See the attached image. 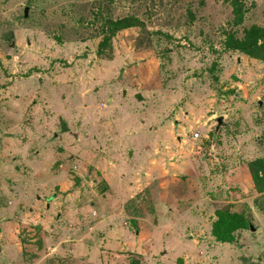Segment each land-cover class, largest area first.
I'll return each instance as SVG.
<instances>
[{
	"label": "rangeland",
	"instance_id": "374dc122",
	"mask_svg": "<svg viewBox=\"0 0 264 264\" xmlns=\"http://www.w3.org/2000/svg\"><path fill=\"white\" fill-rule=\"evenodd\" d=\"M250 24L264 0H0V264H264V61L222 46Z\"/></svg>",
	"mask_w": 264,
	"mask_h": 264
},
{
	"label": "trees",
	"instance_id": "16d2710c",
	"mask_svg": "<svg viewBox=\"0 0 264 264\" xmlns=\"http://www.w3.org/2000/svg\"><path fill=\"white\" fill-rule=\"evenodd\" d=\"M131 26L141 27L142 23L133 16L116 19L105 18L100 29L101 37L97 42L96 53L99 55L103 53L104 48L110 47V39L118 30ZM222 46L225 50H237L264 61V26L250 24L242 29L240 37L235 36L231 30L226 31ZM248 168L253 182L256 185L261 184V190H264V161L261 158L253 159L248 163ZM249 226L248 218L224 208L215 211V219L211 222L210 233L217 241L230 242L236 229Z\"/></svg>",
	"mask_w": 264,
	"mask_h": 264
},
{
	"label": "crops",
	"instance_id": "0c3cea01",
	"mask_svg": "<svg viewBox=\"0 0 264 264\" xmlns=\"http://www.w3.org/2000/svg\"><path fill=\"white\" fill-rule=\"evenodd\" d=\"M236 230H237L236 233H238L237 235L239 236L240 241H242L243 240V237L245 235V230L244 229H236ZM257 231H258V229L256 228L254 230V232L257 233ZM253 245L255 246L256 243H252V246ZM249 246H251V245H249Z\"/></svg>",
	"mask_w": 264,
	"mask_h": 264
},
{
	"label": "water",
	"instance_id": "95a60500",
	"mask_svg": "<svg viewBox=\"0 0 264 264\" xmlns=\"http://www.w3.org/2000/svg\"><path fill=\"white\" fill-rule=\"evenodd\" d=\"M26 9H27L26 7L23 8V15H24V16H25V14H26ZM216 122H217V124H219V123H220V118H217V119H216ZM250 228H251V227H250Z\"/></svg>",
	"mask_w": 264,
	"mask_h": 264
},
{
	"label": "built area",
	"instance_id": "2783aa9c",
	"mask_svg": "<svg viewBox=\"0 0 264 264\" xmlns=\"http://www.w3.org/2000/svg\"><path fill=\"white\" fill-rule=\"evenodd\" d=\"M196 136H197V133L194 132V133L192 134V137H196Z\"/></svg>",
	"mask_w": 264,
	"mask_h": 264
}]
</instances>
